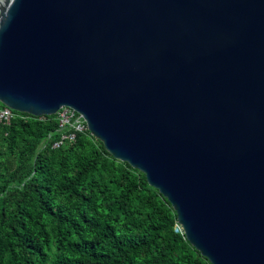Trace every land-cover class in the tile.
I'll return each instance as SVG.
<instances>
[{
    "label": "water",
    "instance_id": "obj_1",
    "mask_svg": "<svg viewBox=\"0 0 264 264\" xmlns=\"http://www.w3.org/2000/svg\"><path fill=\"white\" fill-rule=\"evenodd\" d=\"M0 103L75 110L211 264H264V0H0Z\"/></svg>",
    "mask_w": 264,
    "mask_h": 264
},
{
    "label": "trees",
    "instance_id": "obj_2",
    "mask_svg": "<svg viewBox=\"0 0 264 264\" xmlns=\"http://www.w3.org/2000/svg\"><path fill=\"white\" fill-rule=\"evenodd\" d=\"M13 113L0 123V264H211L170 202L89 131Z\"/></svg>",
    "mask_w": 264,
    "mask_h": 264
},
{
    "label": "built area",
    "instance_id": "obj_3",
    "mask_svg": "<svg viewBox=\"0 0 264 264\" xmlns=\"http://www.w3.org/2000/svg\"><path fill=\"white\" fill-rule=\"evenodd\" d=\"M60 127L62 131H69L74 129L77 132L89 131L83 116L78 114L75 110L69 107H63L57 114ZM14 117V113L11 109L4 107L0 109V123L9 124ZM75 133H63L62 138L57 142L54 147L58 148L67 141H75Z\"/></svg>",
    "mask_w": 264,
    "mask_h": 264
}]
</instances>
